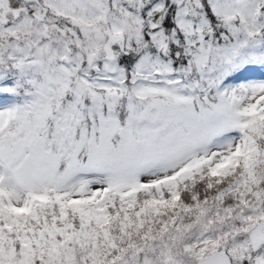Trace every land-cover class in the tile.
<instances>
[{
  "label": "snow or ice",
  "instance_id": "6c2138e0",
  "mask_svg": "<svg viewBox=\"0 0 264 264\" xmlns=\"http://www.w3.org/2000/svg\"><path fill=\"white\" fill-rule=\"evenodd\" d=\"M0 264H264V0H0Z\"/></svg>",
  "mask_w": 264,
  "mask_h": 264
}]
</instances>
